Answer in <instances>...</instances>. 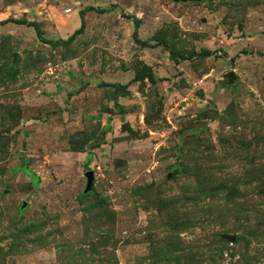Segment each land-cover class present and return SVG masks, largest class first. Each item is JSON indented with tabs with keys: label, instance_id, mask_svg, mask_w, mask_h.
<instances>
[{
	"label": "rangeland",
	"instance_id": "374dc122",
	"mask_svg": "<svg viewBox=\"0 0 264 264\" xmlns=\"http://www.w3.org/2000/svg\"><path fill=\"white\" fill-rule=\"evenodd\" d=\"M86 7L66 45L0 25V264H264V0H0V21L66 40Z\"/></svg>",
	"mask_w": 264,
	"mask_h": 264
},
{
	"label": "trees",
	"instance_id": "16d2710c",
	"mask_svg": "<svg viewBox=\"0 0 264 264\" xmlns=\"http://www.w3.org/2000/svg\"><path fill=\"white\" fill-rule=\"evenodd\" d=\"M92 7H86L84 8L82 11H80L78 13V16H79V19H80V23H79V27L74 30L72 32V34L69 36L68 39L66 40H50V39H44L42 36H41V31L39 30V28L37 27L36 23H33V22H26L24 20H14V19H9V20H5V21H0V25H3L7 22H11V23H14V24H18V25H24V26H27V27H30L33 29L34 31V34L35 36L37 37V39L41 42V43H44V44H47L48 46L50 47H55L57 44H68L70 41H72L77 35L81 34L82 31H83V26H84V21H83V16L86 12H89V11H92ZM129 19L132 20V23H133V30H132V33H131V37H132V40L133 42L140 48H152L155 46V44H150L148 41H141L140 39H138L137 37V28H138V24H139V21L138 19L134 18V17H129ZM171 53L170 55V59L171 60H174L175 59V55L174 53H172L171 51H169ZM208 52L205 51V54H207ZM186 58H182V60H185ZM143 80H146L148 81L149 83H154V77L152 76L151 73H138L136 74L134 77H133V82H136V81H143ZM121 88L125 89L126 86L123 85L121 86ZM206 111H201L198 115L199 119H205L206 118ZM86 139L83 138L81 141L79 142H76L75 140H70L69 141V149L71 151H75V152H80L83 148V146L86 144ZM21 171H23V173L27 174V175H30L29 172L25 171V169H22ZM166 201V200H164ZM162 214V213H161ZM169 222H172V221H169ZM175 229V227H174ZM235 240H237V237H235ZM173 244H170L168 245L167 244V248H169L171 251H172V246ZM167 248L165 249L166 253L167 252H171L169 250H167ZM173 252V251H172ZM166 256V255H165ZM154 258V257H153Z\"/></svg>",
	"mask_w": 264,
	"mask_h": 264
},
{
	"label": "water",
	"instance_id": "95a60500",
	"mask_svg": "<svg viewBox=\"0 0 264 264\" xmlns=\"http://www.w3.org/2000/svg\"><path fill=\"white\" fill-rule=\"evenodd\" d=\"M174 2H198L200 0H173ZM224 78L226 79L227 83L231 84L234 80V75L233 73L230 71L228 73H226L224 75ZM121 131L126 130L128 133H131V129L129 127V125L127 123H123L120 126ZM84 178H85V186L83 189V193H87L90 190L91 184H92V180H93V173L92 171H87L83 174ZM229 242H233L234 241V237L233 236H226L225 237Z\"/></svg>",
	"mask_w": 264,
	"mask_h": 264
}]
</instances>
